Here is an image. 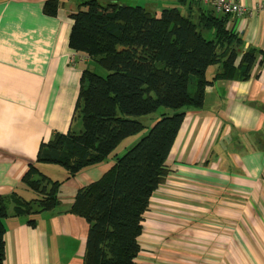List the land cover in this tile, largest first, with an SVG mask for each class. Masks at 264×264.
<instances>
[{
  "label": "crops",
  "instance_id": "0c3cea01",
  "mask_svg": "<svg viewBox=\"0 0 264 264\" xmlns=\"http://www.w3.org/2000/svg\"><path fill=\"white\" fill-rule=\"evenodd\" d=\"M47 1L0 0V195L32 196L21 180L42 142L70 129L83 70L106 75L69 47L71 14L85 0H58L56 15L44 13ZM115 1L157 16L169 8L194 16L211 8L191 0ZM233 1L247 9L227 20L241 38L240 52L262 54L248 79L214 80L203 107L185 110L170 172L143 217L141 264H264V0ZM114 162L64 181L54 209L7 217L3 264H83L89 225L70 208L77 190ZM41 166L54 180L66 179L63 167Z\"/></svg>",
  "mask_w": 264,
  "mask_h": 264
},
{
  "label": "trees",
  "instance_id": "16d2710c",
  "mask_svg": "<svg viewBox=\"0 0 264 264\" xmlns=\"http://www.w3.org/2000/svg\"><path fill=\"white\" fill-rule=\"evenodd\" d=\"M58 6V0H49L43 11L56 15ZM228 16L204 7L195 16L178 8L157 16L115 0H85L71 14L69 47L106 75L83 70L70 129L42 142L37 160L21 180L32 196L16 190L0 195V264L5 260L7 217L54 209L64 181L104 162L126 138L142 132L146 126L139 115L165 107L173 113L158 118L100 179L81 186L70 208L89 225L83 264H141L136 259L143 217L170 172L167 160L185 110L203 107L214 80L248 79L262 54L254 48L240 52L241 38L227 28ZM213 65L220 70L209 79ZM44 164L63 167L66 179L45 174Z\"/></svg>",
  "mask_w": 264,
  "mask_h": 264
},
{
  "label": "rangeland",
  "instance_id": "374dc122",
  "mask_svg": "<svg viewBox=\"0 0 264 264\" xmlns=\"http://www.w3.org/2000/svg\"><path fill=\"white\" fill-rule=\"evenodd\" d=\"M92 67V66H91ZM90 67V68H91ZM93 69V68H91ZM217 70V65H213L211 67H209L208 69V78H211L213 76V73H215ZM183 111L185 110L182 109ZM173 113V110L170 109V108H165V107H162L160 108L157 112L155 113H152V114H148V115H139L138 116V119L146 126V128L136 134V135H133V136H130L128 138H126L117 148L116 150L110 155V159H114L115 161V157H121L123 154H125L128 150H130L132 147L135 146V144L142 138L144 137L149 129L151 128V126L153 125V123L158 119L160 118L163 114H167V115H170ZM56 165V164H55ZM59 166V165H57ZM65 188V195L66 193L69 191L70 187H64ZM63 188V189H64ZM61 189V188H60ZM59 194H60V191H59Z\"/></svg>",
  "mask_w": 264,
  "mask_h": 264
},
{
  "label": "built area",
  "instance_id": "2783aa9c",
  "mask_svg": "<svg viewBox=\"0 0 264 264\" xmlns=\"http://www.w3.org/2000/svg\"><path fill=\"white\" fill-rule=\"evenodd\" d=\"M200 2L204 5L211 6L217 13L230 16H241L246 13L247 9L237 1L233 0H191ZM260 11L264 13V1L260 6Z\"/></svg>",
  "mask_w": 264,
  "mask_h": 264
}]
</instances>
